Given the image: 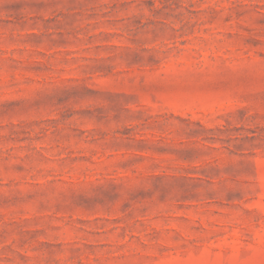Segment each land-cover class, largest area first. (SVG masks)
<instances>
[{
    "label": "rangeland",
    "instance_id": "374dc122",
    "mask_svg": "<svg viewBox=\"0 0 264 264\" xmlns=\"http://www.w3.org/2000/svg\"><path fill=\"white\" fill-rule=\"evenodd\" d=\"M0 264H264V0H0Z\"/></svg>",
    "mask_w": 264,
    "mask_h": 264
}]
</instances>
